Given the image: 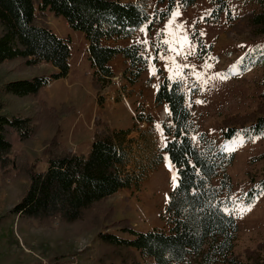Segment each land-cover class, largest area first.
Returning a JSON list of instances; mask_svg holds the SVG:
<instances>
[{
    "label": "trees",
    "instance_id": "trees-1",
    "mask_svg": "<svg viewBox=\"0 0 264 264\" xmlns=\"http://www.w3.org/2000/svg\"><path fill=\"white\" fill-rule=\"evenodd\" d=\"M197 1L158 0L164 7L151 15L139 2L129 0H0V66L16 63L0 74V172L4 178L13 172L30 178L22 199L10 212L15 214L20 229L52 228L57 223L58 229L72 227L79 235L97 231L91 254L89 249L63 247L47 256L46 261L15 264H264V255L253 259L250 256L245 262L234 253L238 223L231 211L233 180L228 167L235 154L227 151L224 142L237 135L252 138L264 134V90L257 109L226 119L224 141H220L199 131L187 104L183 80L169 77L158 68L161 81L155 101L157 105L166 103L169 110L163 122L167 136L163 151L177 170L178 186L172 190L163 214L168 230L141 231L129 218L115 219V206L107 202L120 189L138 184L121 170L127 162L124 143L133 128L98 134L88 154L69 151L59 130L61 120L77 112L74 104L56 106L44 100L42 108L31 114L21 106L22 99L33 101L39 96L41 89L51 83V77L6 79L7 74L24 72L42 61L58 68V78L69 74L72 40L51 28L45 14L50 10L63 15L73 29L84 34L97 82L103 88L115 76L111 61L117 56L129 62L124 75L135 84L149 63L142 45L109 44L107 40L129 38L144 24L151 31L177 6L188 8ZM243 1L258 8L240 17V30L247 31L252 39L264 36V0ZM210 2L213 9L208 18L217 20L224 13L230 15L227 0ZM191 37L198 47L204 45L201 37L194 38V33ZM261 49L256 62L264 63V47ZM154 51L158 53L159 48L155 46ZM256 62H243L240 69L245 71ZM135 120L137 127L138 121H153V115L140 110ZM45 128L54 131L42 150L47 168L34 170L21 152L14 154L15 138L29 145ZM195 132L198 141L192 137ZM263 190L264 177L252 179L245 202H254ZM113 229L130 236L119 235Z\"/></svg>",
    "mask_w": 264,
    "mask_h": 264
},
{
    "label": "rangeland",
    "instance_id": "rangeland-1",
    "mask_svg": "<svg viewBox=\"0 0 264 264\" xmlns=\"http://www.w3.org/2000/svg\"><path fill=\"white\" fill-rule=\"evenodd\" d=\"M227 2L230 15L224 13L217 20L207 17L213 9L210 0H198L189 8L177 6L169 18L151 31L143 27L135 39L141 42L142 50L155 65V70L146 71L148 75L145 72L135 84H131L123 72L105 88L97 82L95 69L88 57V42L82 32L73 29L63 15L47 10L46 21L51 28L72 40L69 74L58 78V68L51 63L40 62L25 68L24 72L6 76L7 80L34 75L51 77V83L41 89L39 96L33 101L22 99L21 106L31 114L42 108L44 100L56 106L74 104L77 112L61 120L59 133L68 150L77 153L88 154L93 138L104 131L135 127L138 111L153 112L154 121L135 127L124 143L127 162L121 170L133 176L138 184L120 189L107 200L115 206V219L129 218L137 230H168L163 214L176 185L173 177H177L175 166L163 151L167 138L163 127L168 116L167 108L157 105L153 99L154 80L157 76L160 79L157 65L166 75L183 80L187 103L192 107L199 131H206L220 141H224L222 129L228 117L251 112L261 102L264 63L256 62V58L264 47V36L252 39L247 31L240 30V17L258 6L243 0ZM146 7L153 15L164 4L149 0ZM193 33L194 38L203 39L204 45L198 47L191 37ZM155 46L159 48L158 54L154 52ZM247 52L251 55L247 56ZM154 57L158 58V64ZM243 62L256 64L242 71L240 66ZM14 64L1 65L0 74L10 70ZM117 64L124 71L129 66L128 61ZM142 122L138 121V125ZM53 134V130L45 128L29 145L16 137L14 154L21 152L34 170L46 169L48 161L42 150ZM192 137L198 141V132ZM224 142L227 151L235 154L228 167L233 180L231 211L238 223L234 253L248 262L250 256L253 259L264 255V190L254 202H245L252 179L264 177V157H260L264 153V134L252 138L237 135ZM29 183L27 175L13 172L4 178L0 172V264L38 259L46 261L47 256H53L63 247L74 251L89 249L91 254L97 231L79 235L72 227L58 229L57 223L52 228L33 226L20 229L17 226L15 214L10 211L22 199ZM113 230L119 235L130 236L128 232Z\"/></svg>",
    "mask_w": 264,
    "mask_h": 264
},
{
    "label": "crops",
    "instance_id": "crops-1",
    "mask_svg": "<svg viewBox=\"0 0 264 264\" xmlns=\"http://www.w3.org/2000/svg\"><path fill=\"white\" fill-rule=\"evenodd\" d=\"M129 1H134V2H139V0H129ZM196 4V3H195ZM194 4V5H195ZM143 27H145L146 28V26H141V27H139L136 31H135V33L131 36V37H129V38H119V39H110V40H107V42L109 43V44H121V45H128V44H131V43H141L139 40H136L135 39V37H136V35H137V33H138V31H140ZM72 58V57H71ZM150 60V59H149ZM123 62V63H127V60L125 59V58H123L122 56H117V57H115V58H113L112 59V61H111V65H112V67H113V69H114V71H115V74H116V76L117 77H119V76H121L122 74H123V72H124V70H123V68H122V70H120V67L118 66V64L117 63H120V62ZM155 64V63H154ZM116 69H118V70H116ZM152 71V70H155V65H152V62H151V60H150V62H149V64H148V67H147V69L143 72V74H145V72L146 71ZM147 73H149V72H146V74ZM142 74V75H143ZM148 75V74H147ZM143 77V76H142ZM115 78V77H114ZM148 78V77H147ZM142 79V78H141ZM155 82H154V91H153V99H155V93H156V88H157V85L159 84V82H160V79H159V77L157 76V78L154 80ZM122 92V91H121ZM165 106H166V108L168 109V107H167V105L166 104H164ZM146 109L148 110V108H147V106H146ZM152 114H153V112H151ZM153 116H154V114H153ZM155 119V118H154ZM143 124H147V122L146 121H144V122H142L141 123V125H139V126H142Z\"/></svg>",
    "mask_w": 264,
    "mask_h": 264
},
{
    "label": "snow or ice",
    "instance_id": "snow-or-ice-1",
    "mask_svg": "<svg viewBox=\"0 0 264 264\" xmlns=\"http://www.w3.org/2000/svg\"><path fill=\"white\" fill-rule=\"evenodd\" d=\"M165 43H167V42H165ZM198 102H199V101H198ZM165 146H167V145H165ZM173 181H174V184H176V185L178 186V179H177L176 176L173 177ZM249 210H250V209H249Z\"/></svg>",
    "mask_w": 264,
    "mask_h": 264
}]
</instances>
